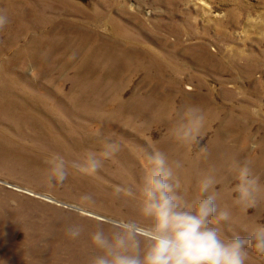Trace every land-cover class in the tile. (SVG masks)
<instances>
[{
	"label": "rangeland",
	"instance_id": "rangeland-1",
	"mask_svg": "<svg viewBox=\"0 0 264 264\" xmlns=\"http://www.w3.org/2000/svg\"><path fill=\"white\" fill-rule=\"evenodd\" d=\"M0 11V264H90V233L136 217V198L113 192L136 191L152 147L183 161L189 202L215 176L232 218L214 225L223 236L264 224V195L237 206L229 171L249 160L264 186V0H0ZM189 105L206 120L182 145L172 128ZM98 135L121 149L97 173L46 183V157L82 161L101 151ZM83 195L94 203L77 210ZM248 251L247 264H264Z\"/></svg>",
	"mask_w": 264,
	"mask_h": 264
},
{
	"label": "clouds",
	"instance_id": "clouds-1",
	"mask_svg": "<svg viewBox=\"0 0 264 264\" xmlns=\"http://www.w3.org/2000/svg\"><path fill=\"white\" fill-rule=\"evenodd\" d=\"M8 23V16L0 11V30ZM74 58L73 54L70 59ZM205 120V113L198 105L178 109L172 128L174 139L182 145L196 142ZM97 143L101 151H88L82 161H66L59 154L46 157L43 161L46 183L50 186L54 182L63 183L70 170L82 175L95 174L105 160L121 149L120 143L110 136L98 135ZM199 151L205 157L209 155L206 145ZM147 160L149 166L140 177L136 191L117 187L113 192L116 198L121 195L136 198V217L114 220L108 230L97 227L90 233L91 244L99 252L90 264H247L248 249L264 255V224H257L251 230L243 228L249 235L234 239L226 238L214 226L232 218L229 210L218 202L220 192L213 174L198 180L201 197L189 202L179 193L177 172L183 168V161H170L155 147ZM251 164L245 160L243 164L233 162L229 166L237 181L233 189L237 194L234 203L243 208L254 207L264 195V186L253 174ZM92 203L91 195H83L74 207L81 210ZM82 231L81 226L72 225L66 228L65 234L75 240Z\"/></svg>",
	"mask_w": 264,
	"mask_h": 264
},
{
	"label": "bare ground",
	"instance_id": "bare-ground-1",
	"mask_svg": "<svg viewBox=\"0 0 264 264\" xmlns=\"http://www.w3.org/2000/svg\"><path fill=\"white\" fill-rule=\"evenodd\" d=\"M101 49V48H100ZM1 77V76H0ZM2 80V79H1ZM2 83V82H1ZM3 85V84H2ZM3 87V86H2ZM7 89V88H6ZM1 91V90H0ZM3 91H5V90H3ZM13 92V91H12ZM1 93V92H0ZM14 93V92H13ZM5 95H6V92H5ZM2 96V95H1ZM13 96H14V94H13ZM18 96V95H17ZM3 97V96H2ZM5 97V96H4ZM3 101H5V100H3ZM6 102V101H5ZM10 102V101H9ZM15 102V101H14ZM8 103V102H7ZM12 103V102H11ZM1 104V103H0ZM10 104V103H9ZM9 104H8V106H9ZM15 104H18V103H15ZM21 104V103H20ZM14 105V104H13ZM12 105V106H13ZM3 106V105H2ZM4 107V106H3ZM10 107V106H9ZM14 107V106H13ZM20 107V106H19ZM0 108H2V107H0ZM5 109V108H4ZM17 110V109H16ZM3 111V110H2ZM5 111V110H4ZM10 111V110H9ZM9 111H7V112H9ZM14 112V111H13ZM11 113V112H10ZM19 113V112H18ZM20 114V113H19ZM28 114V113H27ZM17 116V115H16ZM21 116V115H20ZM24 116V115H23ZM26 118V117H25ZM31 118V117H30ZM33 119H34V117H32ZM36 121V120H35Z\"/></svg>",
	"mask_w": 264,
	"mask_h": 264
}]
</instances>
